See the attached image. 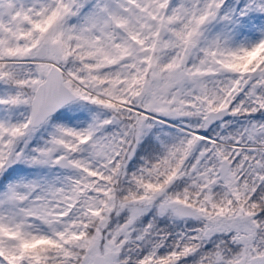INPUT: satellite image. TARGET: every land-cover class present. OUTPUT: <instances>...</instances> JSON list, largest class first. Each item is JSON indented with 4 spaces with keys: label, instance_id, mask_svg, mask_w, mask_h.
Masks as SVG:
<instances>
[{
    "label": "snow or ice",
    "instance_id": "6c2138e0",
    "mask_svg": "<svg viewBox=\"0 0 264 264\" xmlns=\"http://www.w3.org/2000/svg\"><path fill=\"white\" fill-rule=\"evenodd\" d=\"M0 264H264V0H0Z\"/></svg>",
    "mask_w": 264,
    "mask_h": 264
}]
</instances>
